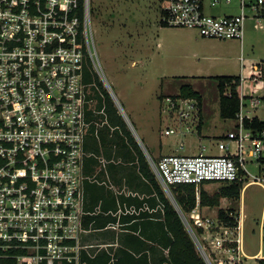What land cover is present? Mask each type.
I'll return each instance as SVG.
<instances>
[{"label": "built area", "instance_id": "2783aa9c", "mask_svg": "<svg viewBox=\"0 0 264 264\" xmlns=\"http://www.w3.org/2000/svg\"><path fill=\"white\" fill-rule=\"evenodd\" d=\"M205 1L161 0V19L168 26L195 29L204 37L243 41L250 18L247 9L257 11L264 6V0H239L240 13L218 15L207 11ZM221 1L209 4L216 6ZM224 1L230 4L233 0ZM252 16H264V11ZM261 27L262 23H254V28ZM98 63L91 0H0V264H54L55 260L57 264L64 260L81 264L77 235L84 230L87 177L83 167L92 122L87 105L89 89H100L97 82L85 80L87 69L113 94ZM260 64L252 65L250 77L257 85L264 83ZM172 100L171 107L176 109L179 103ZM258 102L255 98L253 104ZM179 114L187 118L190 108L179 107ZM237 118L238 131L227 134L228 141L218 142L220 154H169L158 160L148 155L168 196L173 195L174 184H194L199 189L206 182L247 180L251 174L247 164H261L264 158V130L246 128L248 115L243 110ZM175 132L169 128L165 133ZM253 177L244 185L262 181ZM190 216L204 229L202 234L212 248L230 253L219 264L241 263L240 224L229 227L219 218ZM187 222L199 241L191 221ZM67 239H75L76 244H66ZM260 252L264 257V249Z\"/></svg>", "mask_w": 264, "mask_h": 264}, {"label": "rangeland", "instance_id": "374dc122", "mask_svg": "<svg viewBox=\"0 0 264 264\" xmlns=\"http://www.w3.org/2000/svg\"><path fill=\"white\" fill-rule=\"evenodd\" d=\"M210 1H205L209 13L222 15L241 12L239 0H233L230 4L222 0L216 6H210ZM160 7L161 0H91V27L98 64L115 94L111 93L113 100L116 97L119 101L114 100L116 106L118 103L122 107L124 115L129 118L146 146L149 143L141 133V126L146 127L154 134L155 140H161L170 149L179 147L183 142L186 150L181 154H197L203 150V146L206 147L204 153H219L218 142L228 141V137L221 136L231 130L235 120L222 118L220 92L213 78L186 80L182 76L205 71L213 75L237 74L242 71L244 64L264 65V16L258 19L252 16L262 14L264 6L260 5L257 11L247 9L250 18L246 21L243 41L204 37L195 29L163 26L160 22ZM255 22L262 23L263 27L254 28ZM133 60L137 61L134 65ZM262 64L260 66L264 70ZM261 80L264 81V78ZM247 82L255 83L253 79ZM185 84H191L203 95L202 110L198 104L194 106L195 99L189 100L187 104L181 102L186 98L179 97L178 93ZM247 87L244 88L245 92H249ZM103 89L100 88V91L104 92ZM260 90V94L264 95V88ZM171 99L179 103L176 109L171 107ZM250 104L254 106L253 102ZM179 107L190 108V115L182 118ZM258 113L264 118V102L259 105ZM201 118L202 134L198 131ZM169 128H174L176 132L166 134ZM247 167L251 174L244 184L253 180V176L262 180L247 185L242 191V202H239L242 216L245 215L242 230L246 247L250 252H257L261 245L260 223L264 219V163L250 162ZM226 184H201L197 191L200 192L204 187L213 193ZM224 203L226 207L239 206L232 199H225ZM213 208L215 210L217 207ZM185 217L197 229L190 213ZM235 233L236 230L233 236ZM77 236L78 245L91 253L100 247L109 246V241L115 239L113 230L91 234L79 230ZM198 238L209 255V263L218 264L208 239L203 234ZM108 248L111 250L113 246Z\"/></svg>", "mask_w": 264, "mask_h": 264}, {"label": "trees", "instance_id": "16d2710c", "mask_svg": "<svg viewBox=\"0 0 264 264\" xmlns=\"http://www.w3.org/2000/svg\"><path fill=\"white\" fill-rule=\"evenodd\" d=\"M160 22L163 26H168L163 23L162 19ZM212 78L217 83L220 92L221 116L225 119L237 118L238 113L241 111V94L238 90L242 82L241 76L218 75ZM85 80L87 82L95 81L99 88L103 89L98 77L94 76L90 70L86 71ZM89 91L91 101L87 105L88 120H96L98 114L95 111L105 106L109 122L111 126L115 127L113 131H110L109 128L101 130L102 146L110 153L116 148V157H122L123 161L128 164L129 180L131 177V181L139 179L145 183L149 190V196L142 199L129 197L126 198L127 200H122L126 201L128 206H135L136 211L122 216V222L128 223L125 228L129 232H125L119 237V245L112 252L113 254L103 249L97 252L96 255L90 256L84 248H81L80 263L152 264L151 254L158 251L157 247L161 246L163 250L167 249L168 253L160 259V264H208L198 250L197 244L189 233L177 207L158 183L144 151L118 113L112 96L104 89V96H102L100 89H96V87L90 88ZM178 96L196 99L199 107L203 100L202 94L195 90L191 84L182 85ZM244 124L246 128L255 132L264 130V120L258 117L245 118ZM92 147L98 152L96 141L92 143ZM260 161L264 163V158ZM99 165L98 158L91 156L87 158L86 165L83 168V172L87 176L85 190L88 197L85 211L93 212L91 215L84 214L82 217V226L85 229H104L110 223H115L118 220V217L112 214L118 210L116 197L112 191L108 189L105 183L96 181L97 179L93 181L88 179L96 175L97 178L102 180L101 173L97 171ZM108 168L112 173L113 182L120 184L118 183L119 180L113 176V173L119 172L118 166L111 163ZM129 186L132 188V183ZM243 188V181L221 185L213 194L202 187L199 192V201L198 191L194 184H174L171 186V191L180 211L186 216L188 213L191 214L197 205L219 206L220 200L224 197L237 202L241 198ZM144 203H148L151 208H156L157 211L150 213L148 210H137ZM151 217H155L157 220L149 221ZM218 218L226 226L237 227L240 220V211L235 206L219 208ZM195 232L199 237L204 229L197 227ZM150 242L153 244H149ZM65 243L75 245L76 240L67 239ZM47 262L44 261L45 264ZM63 263L68 264L69 262L64 260ZM54 264H57L56 260ZM258 264H264V257L258 258Z\"/></svg>", "mask_w": 264, "mask_h": 264}, {"label": "crops", "instance_id": "0c3cea01", "mask_svg": "<svg viewBox=\"0 0 264 264\" xmlns=\"http://www.w3.org/2000/svg\"><path fill=\"white\" fill-rule=\"evenodd\" d=\"M160 9H161V7H160ZM136 63H137V61L133 60L132 64L134 65ZM253 64H256V63H252V64L250 63L248 66H247V64H244L243 65L244 67H243V69H242V71L240 73L229 74V75H240L241 78H242V82H241V84H240V86L238 88V90L240 91V94H241V110H243V112L248 115L249 119H252L253 117H258L261 120H264V118L260 117V115L258 113L259 105L262 104V102H264V95L260 94V91H261L260 89L264 88V83L260 82L257 85L256 82L254 84H252L251 82H247V80L252 79L250 77H251V74L253 72V69H252V65ZM201 71H205V70H201ZM214 76H218V75H213L210 72H206L205 71V72H201V74H197V75L182 76V78L183 79L185 78L186 80H187V78H192V79L201 78V79L209 80V79H211ZM245 86H249V87H247L249 92H245L244 91ZM256 89H257V92H254V90H256ZM253 96H254V98H252ZM255 98H257L259 100V102L257 104L254 103V106H251L250 103H252ZM187 99H193V98H187ZM219 102H220V99H219ZM196 103H197V101H196ZM114 104H115V102H114ZM115 107L117 108L118 113L122 116V118L125 121L127 127L131 130L132 135L135 137L136 141L141 146L142 150L144 151V153H145V155L147 157V160H148V155H151L156 160H158L164 155L181 154V152H184L186 150V147H185L183 142L179 145V147H177V148L175 147L174 149H170L168 146H165L164 143L161 140L160 141L159 140H155V137L153 136L154 134L151 131H149L146 127L141 126V133H142V135H144L145 139H147V141L149 143V144H147V146L149 147L148 148L146 146V144H144L142 142V140L139 137L137 131L134 129L133 125L131 124L129 118L127 116H125L124 113L122 112L123 109L121 111L120 108L116 106V104H115ZM200 107H201V110H202V108H203L202 103H201ZM103 108H105V106H103L101 109H98V110L95 111V113L98 114L97 115L98 118H96V120H90L92 122H91L90 127L87 130V137H86V142H85V149L87 151V155L84 158V166L86 165V160H87L88 157L95 156V157L98 158V160L100 162V165L98 166V170L97 171L99 173H101L100 176H102V180H100V178H97L96 175H94L92 177H89L88 179L90 181L91 180L93 181V180L97 179L96 181H99V182H101L103 184L105 183L107 185L108 189L110 191H112V193L116 197V201H117V204H118L117 212H113L112 214L117 216L118 220L115 223H110L104 229L96 230V229H93V228L92 229H85L84 228V232L89 233V234H91L92 232H95V231L113 230L114 231V235H115V239L113 241H109V243H108L109 246L100 247V248H98L97 250H95L92 253L89 252L86 248H84L88 252V254L90 256L96 255L97 252H99V251H101L103 249H105L109 253L113 254L112 252L119 245V237L123 233L129 232V230L125 228V227H127L128 223L127 222H122V216L126 215V214H132L134 211H136L135 210L136 207L135 206H128L126 201H122V200L123 199L127 200L126 198H129V197H139V198L142 199L144 197H148L149 196V194H148L149 190H148V187H147V185L145 183L141 182L139 179L131 181V177H130V180H129V169L127 168L128 164L123 161L122 157H116V155H115L116 148H114L112 150V153H110V152H108L105 149L104 146H102L101 130L105 129V128H109L110 131H113L115 129V127L111 126V124L109 122V118H108V114H107L106 108H105V113L102 112ZM105 120L107 122H105ZM233 120H235V123H234L233 126H231V130H228L227 132L222 134L221 137H224V136H226L229 133L238 131V129H239L238 118H234ZM96 122H98L99 124L97 125ZM102 122H103V124H102ZM202 123H203V119L201 118V122H199V124H198V128H199L198 131H199L200 134H202V126H203ZM95 141L97 143L98 152H96L94 147H92V143L95 142ZM182 144H183V146H181ZM95 148H96V146H95ZM205 149H206V147L203 146V150H201V151H204ZM220 153H222V151L219 150V153H215V154H220ZM111 163H115L118 166V171L119 172L118 173H113V176L116 177V179L119 180L118 183H120V184H115L113 182L112 173L109 171V168H108V165L111 164ZM260 167H261V165H260ZM130 183H132L133 187H135V188H133V187L131 188L129 186ZM214 183L215 182H209V183H206V184H214ZM249 184H251V183H249ZM249 184H247V185H249ZM247 185H244V188ZM206 190L208 191V189H206ZM84 192H85V203H84V210H85V207L87 206V203H88V197H87L86 190H85V183H84ZM208 192L210 194H213L216 191L213 192V193L210 192V191H208ZM199 198L200 197H198V201H199ZM225 199H231V198H226V197L222 198L220 200V205L216 206L217 208H215V210H214V208L212 206L197 205V207L191 213H195V214L198 213L204 218L209 215L210 217H208V218H212L214 220H217L218 219V210H219V208L233 207V205H230V206L226 207L225 205H227V204L224 203ZM237 202H238V204H239V202H242V193H241L240 200H238ZM210 208H211V210H210ZM238 209L240 211V220H239L240 226L239 227H242V229H243V222H244V219H245V215H244V217L242 216V209H241V205L240 204L238 206ZM127 210H129V211H127ZM137 210H139V211L140 210H148L150 213L157 211L156 208H151L148 205V203H144L143 206L141 208H138ZM85 212H86L85 214H87V215L93 214V212L91 213L90 211H85ZM152 220L155 221L157 219L155 217L149 218V221H152ZM263 228H264V219L260 223V244L261 245H260V248H259V250L257 252H250L247 249L246 240L244 238L245 234L243 233V230H242V237H243L242 251L239 252V256H238L242 260L240 264H258V258H261V252L260 251H262V249H264V229ZM206 237H209V236L207 235ZM149 244H153V243L150 242ZM111 246H113V248L110 250L108 247H111ZM157 248H158L157 249L158 251H156L154 254L153 253L151 254V252H149L151 254V259H152L151 262H152V264H160V259L163 257V255L165 256L168 253V250L167 249L163 250L161 246H159ZM212 250L215 253V259H216L217 263H218L219 260H226L228 258V256H230V253L227 250H225V249L213 248Z\"/></svg>", "mask_w": 264, "mask_h": 264}, {"label": "water", "instance_id": "95a60500", "mask_svg": "<svg viewBox=\"0 0 264 264\" xmlns=\"http://www.w3.org/2000/svg\"><path fill=\"white\" fill-rule=\"evenodd\" d=\"M169 197H170L171 201L174 203V205L177 207L178 211L180 212L181 217H182V219H183V221H184V223H185V225H186V227H187L189 233L191 234L192 238H193L194 241L196 242L197 247L199 248V251L202 253V256L205 258L206 262H207L208 264H210L208 258L206 257V255L204 254V252H203V250H202L201 245L199 244V241H198V239H197L195 233L193 232V230H192L191 227L189 226V224H188V222H187V219H186L185 215L180 211L178 205L176 204V202H175V200H174V198H173V195H169Z\"/></svg>", "mask_w": 264, "mask_h": 264}, {"label": "bare ground", "instance_id": "6f19581e", "mask_svg": "<svg viewBox=\"0 0 264 264\" xmlns=\"http://www.w3.org/2000/svg\"><path fill=\"white\" fill-rule=\"evenodd\" d=\"M124 112V111H123Z\"/></svg>", "mask_w": 264, "mask_h": 264}]
</instances>
